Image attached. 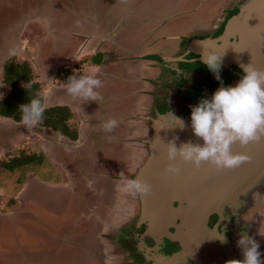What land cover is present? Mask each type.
I'll return each instance as SVG.
<instances>
[{"label": "flooded vegetation", "instance_id": "af4514ba", "mask_svg": "<svg viewBox=\"0 0 264 264\" xmlns=\"http://www.w3.org/2000/svg\"><path fill=\"white\" fill-rule=\"evenodd\" d=\"M113 1L117 4H110L107 1L104 11L113 7L111 12L108 10V13H114L112 11H116L115 6L119 7L118 12H123V15L119 16L118 25H110V17L105 19L107 21L103 27L104 30L108 28L106 35H101L99 31L98 33L87 32L88 34L85 32L95 22L92 17L95 16L96 9L92 7L94 6L92 1L79 8L84 9L82 25L66 32L68 25L64 24L67 20H64L62 24L66 28L59 26L58 5H55L54 0H36V2L21 0V3L18 0V5L12 8L7 5V0L4 1L5 4L3 0L1 1L5 9V19L2 22L4 24L2 35L3 33L4 35L0 37L4 40L7 39L4 37L16 28L15 24L22 25L36 16L45 17L44 20L51 17L49 23L53 32H49L46 36L45 30L50 27L33 25L41 28L46 38L43 42L36 43L39 44L36 47L25 45L24 53H27L32 60L34 59L32 53L37 51V55L42 54V57L36 56L41 59V62L51 59L55 66L62 64L52 74L54 85L66 86L60 83L69 76L63 72L65 69L71 72L70 77L94 75L101 82L112 77L109 89L108 86L101 90L97 89L102 99L96 102H85L69 94H63L62 101L53 104L63 105L71 110L73 107H78L79 112L81 107H85L84 110L88 116L86 119L90 123L84 124L80 130H89L87 143L92 145L91 148L95 140L93 134L103 121L109 118L119 121L114 133L119 140L116 143L121 146L120 149L117 148L120 151L117 156L122 167L117 169L109 203L106 205H104L105 202L99 203L102 212H90L88 216L96 220V224L100 226L99 231L97 235L96 231L88 234L91 238L85 236L84 244L83 241L73 240L74 236L70 233H63L59 225L54 237L45 236L43 243L42 241L40 243L43 246H50L51 243L56 245L58 253H61L64 259L68 256L69 249L73 252L75 250V256L72 255L74 258L71 261L63 259L58 264H202L200 261L202 256L199 252L186 248L176 239L175 227L171 226L159 234L149 230L147 223H141L138 217L139 196L133 197L119 190L117 181L121 178L120 173L133 179L147 161L150 155L149 139L154 133L152 120L165 115L170 118L173 116L190 120L192 107L197 106L202 99H211L214 92L221 86L228 87L240 80L243 70L234 65L228 67L220 65V80H217L205 63L167 61L166 59L178 57L185 60L197 59L198 56L191 51L193 41L216 38L221 35L226 21L237 14L240 5L248 0H229L225 3L227 5L221 3L210 5L209 0H198L200 2L197 4H187L184 0H180L176 5L178 9L172 8L165 12L164 16L154 19L153 11H151L153 4H145L148 0H141L138 4H134L133 0H126L121 4L122 6L120 0ZM51 5L55 8L51 9ZM64 10L70 11L67 7H64ZM235 10L237 12L233 14ZM128 19L132 21L127 22ZM58 28H62V31ZM79 37L83 38V42L79 41ZM26 40L29 43V39L26 38ZM3 43L0 46L1 56L6 52L4 45L7 43ZM98 55L100 57L95 61ZM10 58L0 59L1 69ZM141 61H143L142 64ZM196 62L205 67L199 70L194 66L181 65V63ZM52 63L50 62V66ZM207 74L210 78L204 82ZM78 124L79 121H77ZM121 132L123 135H119ZM198 140L203 142L197 137L192 139L194 143H198ZM69 149L74 152L75 159H80L78 152L75 151L76 147L66 145V150L69 151ZM93 149L96 150V147ZM83 182L85 185L88 184V181L83 180ZM237 186L236 194L226 199L225 203L212 212L207 220V236L215 242L214 248L219 255V264H225L227 260L243 259L242 249L237 246L241 233H247L260 245L258 249L262 254L260 259L264 261V236H261L264 235L262 224L264 164L255 176L240 180ZM178 205V201L173 202L174 208ZM88 217L86 216L85 219ZM81 218H83L82 215ZM175 225L176 227L180 225V218L176 220ZM182 230L184 232L185 228ZM2 231L0 229V233H3ZM52 232L50 230L51 234ZM60 236L63 241H60ZM222 237L226 239V243L221 242ZM207 251L210 256V248ZM85 253L88 255L87 260H84Z\"/></svg>", "mask_w": 264, "mask_h": 264}, {"label": "rangeland", "instance_id": "374dc122", "mask_svg": "<svg viewBox=\"0 0 264 264\" xmlns=\"http://www.w3.org/2000/svg\"><path fill=\"white\" fill-rule=\"evenodd\" d=\"M1 1L2 0H0V35H2V29L4 27V24L2 22L5 19V9H3ZM4 1L5 0H3V4H5ZM89 1H92V4L94 5L92 7L96 9V14L92 17L95 22H93V25H90L88 27V30L85 31L86 33H98L99 31L101 35H106L108 28L104 30L103 26H105V23L107 21H105V19L108 17H110V25L119 24V16L123 15V12H118L119 7L114 6V8L116 9V11H112L114 13H110L113 7L107 8L106 12L104 11V9L106 8V2L109 1L110 4H113V0H54L55 5H58L57 7L60 8H57V10L59 11L58 14L60 19L58 20L59 22H56L59 23V26H63L62 24L64 20H67V23L64 25H68L69 28L63 26L67 29L65 30V32L73 29V27L79 28L82 25V16H84V9L79 8L84 7L83 4H86L87 2L91 3ZM140 1L141 0H133V3L138 4ZM179 1L180 0H148V2L146 1L145 4H153V10L151 11H153L154 19L155 17L158 18V16L162 17L165 12L172 8L178 9L176 5L179 3ZM228 1L229 0H209V4L211 5L221 3L227 5L225 3H228ZM124 2H126V0H120V5ZM184 2L187 4H197L200 1L198 2V0H184ZM19 3H21V0H19ZM116 4L117 2L114 3V5ZM7 5L12 8L15 5H18V0H7ZM64 7H67L70 11L66 12V10H64ZM50 8L54 9L55 6L51 5ZM108 10L110 11L109 13ZM58 14L56 13L57 17ZM15 16H17L16 13ZM43 18L45 17H31L28 20L29 22L23 23L22 25L21 23L19 25L15 24L16 28L13 29L12 33H9L4 37L7 38L6 40L0 37V46L2 42L7 43L4 45V49L6 52H4L2 56L0 54V59L6 60L7 58L15 56L18 61H29L33 67V71L36 75L37 81L41 83L42 91L44 95H46L45 105L49 106L50 104L53 105L55 103L54 101L61 97V95L59 94L62 92L64 86L62 87L54 85L55 82L53 81L52 74L62 64L60 63L55 66L53 65L51 59H45L41 62V59H38L36 56L41 55L42 57V54L37 55V51L35 53H32L34 54V59L32 60L29 58V55L27 53H24L26 51L25 45H34V47H36V45H39L36 43H40L41 41L43 42L46 38L44 34H46L47 36L49 32H53V29L49 23L51 17H47V19L45 20ZM131 21V19H128L127 22ZM69 23H71V26H69ZM33 25H40L41 27L44 25V28H50L48 30H45V33L43 34V30H40L41 28ZM58 30L62 31V28H58ZM26 38L29 39V43L27 42ZM78 39L80 42H83V38L79 37ZM113 48H115V46H113ZM44 51L43 53H46ZM50 62L52 63L51 66ZM194 67L200 70L205 66L201 63H196ZM107 80H110L112 82V77L108 78ZM107 80L102 82L101 88L108 85ZM101 88H99V90H101ZM107 88L109 89L110 87ZM57 90L59 91L57 92ZM6 91L7 90L1 83L0 67V97H2L6 93ZM63 91L67 92L66 90ZM84 108L85 107H81L80 112H78L79 117L81 118L78 119L80 122V127H83L84 124L90 123L89 120L87 121L88 116L86 115L87 113L85 112ZM77 116L78 115L76 114V117ZM76 119L77 118H75V121H77ZM8 125H12V127L14 128L12 129L10 127L11 129L7 130L4 134L0 131V162L7 161L10 157L18 155L21 151L44 152L46 161H44L41 166L28 167L26 168L27 170H25L26 172L22 171L24 175V182L22 186L25 184V182H28L26 183V190H28L29 186L37 184V180L43 181L48 185L43 184V188H40L38 195L39 197L37 200L38 203L34 205L31 204L23 196L22 197L24 199L22 200L14 198L22 187L21 186L20 188H18L17 184V179L20 178L21 171H16L13 174L0 171V213H4V211L9 209H12L14 211L16 210L18 212L20 211V213L22 211L27 212V210H30L31 212L33 211V213L35 212L40 216L42 215L43 217L49 216V219L51 217L50 213L60 216L63 215L64 218L61 217L62 220L60 219V227L63 229V233H70L72 231L73 233L78 235L76 236L78 237L76 238L77 241H83V243L85 244L86 242L83 240L85 236L91 238V236H89L88 234H92L94 233V231H96L95 234L97 235L100 228V226L96 224V220H92V216L91 218L88 217L90 216L89 213H98L99 211L102 212L99 203L105 202L104 205H106V203H109L108 200H111L113 194L112 190L114 188L113 186L115 185L114 178L115 175H117V169L122 167L120 165L121 162L118 159L119 156H117V154H119L120 152L119 150H117V148H121V146L116 143L119 141L116 138L117 134L114 133V130L112 132L106 133L101 129L100 126H98L97 131L93 134L95 138L93 148L96 147L95 150L91 148L92 145L90 146V144L87 143L88 140L86 139V137L90 133L89 130L88 133H86L87 130H80L78 140L74 143L67 142V140L62 138L59 139L58 136L53 134L54 136L58 137V141L54 142V140L50 139L45 140L44 137L48 138V135H51V132L48 130H46L47 134L44 136L42 135V139H40V137L38 136V132H40L39 124L29 128L26 127L23 123H14L13 121L8 119L0 120V129L4 130L5 128L9 127ZM119 135H123V133L121 132ZM73 144H75V146H73ZM66 145H69L73 148L76 147L75 151L78 152L77 154L80 159H75L73 157L74 152H72V150L70 149L69 151L66 150ZM35 179L36 181H34ZM83 180L88 181V184L85 185V182H83ZM59 183L61 186L58 185ZM10 199H14L13 206L8 203ZM16 201H20V203L16 204ZM30 211L29 213H25L27 215V218H30L32 216V213H30ZM81 215L83 216V218H81ZM86 216L88 218L85 219ZM3 220L4 219H0V229L3 230V233L0 235V246H6V249H15L20 241L21 244L32 242V238L27 237V234H29V236L32 235V231H30L27 226H21V224L16 225V223L13 225V223L11 222L2 223ZM29 220L31 221L32 225L29 226L30 228L36 226L34 225L36 223L32 219ZM48 223L52 225L57 224V222L53 220H48ZM262 224L264 228V220L262 221ZM17 234L18 236L16 237ZM80 235L81 237H79ZM34 242L36 244L39 243L37 239L34 240Z\"/></svg>", "mask_w": 264, "mask_h": 264}, {"label": "water", "instance_id": "95a60500", "mask_svg": "<svg viewBox=\"0 0 264 264\" xmlns=\"http://www.w3.org/2000/svg\"><path fill=\"white\" fill-rule=\"evenodd\" d=\"M191 51L197 59L185 60L182 57L168 58L167 61L204 63L203 56L215 53L220 56V65L228 67L251 64L264 70V0H248L240 5L237 14L225 23L223 32L216 38L194 40ZM100 55L95 57L99 58ZM239 81L234 82V87ZM177 120L184 122L181 128ZM171 118L167 115L152 120L153 136L149 139L150 155L133 179H142L152 185V195L140 197L139 221L148 224L149 230L162 233L169 227L177 230L176 239L191 250L199 252L202 264H219V255L215 252V242L207 236V220L209 215L225 203L226 199L236 194L238 183L245 178L255 176L264 164V141L250 143L241 148L232 146L233 153L250 156V162L240 168L216 173L208 165L199 169L177 160L180 173L176 176L165 174L166 145L174 142L177 149L181 145L194 143L191 121L188 118ZM242 150V151H241ZM238 151V152H237ZM178 201L177 208L173 202ZM181 216V217H180ZM180 218V225L175 222ZM185 228V231L182 232ZM211 250L210 256L207 250Z\"/></svg>", "mask_w": 264, "mask_h": 264}, {"label": "clouds", "instance_id": "9594fccd", "mask_svg": "<svg viewBox=\"0 0 264 264\" xmlns=\"http://www.w3.org/2000/svg\"><path fill=\"white\" fill-rule=\"evenodd\" d=\"M220 56L209 53L203 56L207 68L220 80ZM67 92L73 98L82 101H97L102 99L97 89L102 82L94 75L71 76L66 83ZM44 106L39 98H34L19 108L21 120L26 127L37 125L43 120ZM175 119V118H174ZM181 128L182 120H177ZM191 129L193 134L202 139L203 144L185 143L179 149L174 142L166 145L167 166L164 171L168 176L180 173L177 160L199 169L208 165L216 173H223L240 168L250 162V156L243 153H233L232 146L238 144L241 148L250 143L264 141V70L251 64L243 66V75L234 87L221 86L211 99H202L191 108ZM119 121L109 118L100 124L101 129L112 132L118 127ZM117 181L119 190L133 197H148L152 195V185L142 179H129L120 173ZM122 186V187H121ZM260 234V233H259ZM261 235V234H260ZM264 236V235H261ZM222 243H226L224 237ZM237 246L242 249V260H227L225 264H264L260 259V245L247 233H241Z\"/></svg>", "mask_w": 264, "mask_h": 264}, {"label": "trees", "instance_id": "16d2710c", "mask_svg": "<svg viewBox=\"0 0 264 264\" xmlns=\"http://www.w3.org/2000/svg\"><path fill=\"white\" fill-rule=\"evenodd\" d=\"M236 12L237 10L233 14ZM196 63H181V65L183 67L195 66ZM63 72L69 76L66 80L60 81V83L66 84L71 72L67 69ZM209 78L210 76L207 74L204 82H207ZM1 83L7 89V92L0 98V118L8 119L15 123H23L19 111L20 106L29 103L34 98H39L45 109L43 120L38 123L40 128L48 130L59 138L69 142H76L78 140L79 129L77 123L74 121V113L69 107L63 105H45L42 85L37 81L29 62H19L16 58L7 60L1 69ZM44 161H46V157L42 152L21 151L18 155L10 157L7 161L0 162V171L9 174L21 171L20 178L17 179L18 188H20L24 182L23 172H26V168L39 167ZM8 203L13 206L14 199H10Z\"/></svg>", "mask_w": 264, "mask_h": 264}, {"label": "crops", "instance_id": "0c3cea01", "mask_svg": "<svg viewBox=\"0 0 264 264\" xmlns=\"http://www.w3.org/2000/svg\"><path fill=\"white\" fill-rule=\"evenodd\" d=\"M142 63H143V61H141V64ZM107 82H108L107 86L109 87L110 83H112V82L110 80H107ZM63 90L67 91V87L66 86L63 87L62 92L59 94V95H61V97H59L54 102H61L62 99H63L62 98V96H63L62 94H68V92H65ZM58 91L59 90H57V92ZM45 96L46 95H44V98H45ZM77 109H78V107H73L72 108V112L74 113V117H76V114L78 115L76 117L77 118L76 120L79 121L78 119H81V118L79 117V114H78L79 111H77ZM0 120H3V118H0ZM5 120H7V119H5ZM77 121H75V122L77 123ZM8 126L9 127L5 128L4 130L0 129L1 133L4 134L7 130L12 128V125L11 126L8 125ZM81 128H82V126L80 127L79 124H78L79 134H80V129ZM86 133H88V131ZM46 134H47L46 130L40 128V132H38V136L40 137V139H42V135L44 136ZM50 134L51 135H48V138L44 137L45 140L46 139H50V140H54V142L58 141V139H57L58 137L54 136L53 133H50ZM50 136H52V137H50ZM86 139H87V137H86ZM34 181H36V179ZM37 181L38 182L35 185H31V186L28 185L29 186L28 188L30 190L29 189L26 190V188H27V184L26 183H28V182H25V184L20 188L19 192L15 195L14 198H17V199H20V200L25 198L31 204L36 205V203H38L37 200H38V197H39L38 195H39L40 188H43V184L44 185L47 184V183H45L43 181H40V180H37ZM58 185L61 186L60 183ZM58 185H56V186H58ZM19 203H20V201L19 202L16 201V204H19ZM29 211L30 210H27V212L22 211L20 213V211L18 212L16 210L14 211L12 209L11 210L9 209V210H6L4 213H0V219H4L2 221V223L3 222H7V223L11 222V223H13V225L15 223H16V225L21 224V226H27L30 229V231H32V235L31 236H29V234H27V237H31L32 238V242L31 243H27L26 242L24 244H21V241H20L19 244L15 247V249H11V248L6 249V246H3V245L0 246V249L2 248L0 250V264H58L60 261H63L64 256L61 253H58L56 245H53L51 243L50 246H48V245L47 246H45V245L43 246L40 243V241L43 242V238L45 236L51 237V238L55 236V234H56L55 231H56L57 227L59 225H61L60 219L62 220V218H64V216L63 215L60 216V215H57V214H52V213L49 212L51 214V217H52V218L50 217V219H49L48 218L49 216L48 217H46V216L43 217L42 215L40 216L37 213H35V212L33 213V211L32 212L30 211V213H32L31 214L32 216L30 218H27V215L25 213H29ZM29 219H32L36 223L34 225H36L37 227L34 226V227L30 228L29 226L31 225V221ZM48 220L56 221L57 224H53V225L49 224ZM37 223H38V225H37ZM50 230H51V232L53 231L52 232L53 234L50 233ZM1 234L2 233H0V235ZM70 234H71V236H74L73 240H76V238H77L76 236H78V235L73 233L72 231L70 232ZM17 236H18V234L16 235V237ZM56 236L58 237V235H56ZM36 239L39 241L38 244H36L34 242V240H36ZM68 240H69V238H68ZM60 241H63L61 236H60ZM74 254H75V250L73 252L72 249H69L68 256H66L64 260L71 261L74 258L72 256ZM87 257H88V255H87V253H85L84 254V260L85 259L87 260Z\"/></svg>", "mask_w": 264, "mask_h": 264}]
</instances>
